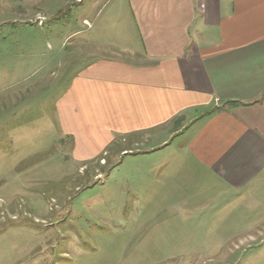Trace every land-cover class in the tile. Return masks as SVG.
Here are the masks:
<instances>
[{
  "label": "rangeland",
  "instance_id": "1",
  "mask_svg": "<svg viewBox=\"0 0 264 264\" xmlns=\"http://www.w3.org/2000/svg\"><path fill=\"white\" fill-rule=\"evenodd\" d=\"M95 1L0 0V264H264V189L175 204L118 148L75 156L56 101L118 31Z\"/></svg>",
  "mask_w": 264,
  "mask_h": 264
},
{
  "label": "crops",
  "instance_id": "2",
  "mask_svg": "<svg viewBox=\"0 0 264 264\" xmlns=\"http://www.w3.org/2000/svg\"><path fill=\"white\" fill-rule=\"evenodd\" d=\"M101 2L118 31L95 35L55 104L75 156L118 148L149 189L178 177L175 204L215 188L261 196L264 0Z\"/></svg>",
  "mask_w": 264,
  "mask_h": 264
}]
</instances>
